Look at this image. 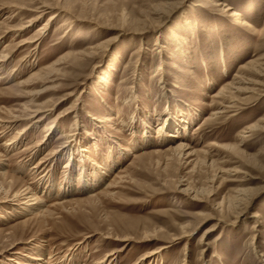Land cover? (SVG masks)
Listing matches in <instances>:
<instances>
[{"label": "rangeland", "instance_id": "374dc122", "mask_svg": "<svg viewBox=\"0 0 264 264\" xmlns=\"http://www.w3.org/2000/svg\"><path fill=\"white\" fill-rule=\"evenodd\" d=\"M0 57V264H264V0H0Z\"/></svg>", "mask_w": 264, "mask_h": 264}, {"label": "bare ground", "instance_id": "6f19581e", "mask_svg": "<svg viewBox=\"0 0 264 264\" xmlns=\"http://www.w3.org/2000/svg\"><path fill=\"white\" fill-rule=\"evenodd\" d=\"M216 6L217 7H223V8H227V10H226V12H228V13H230V15H232V16H235L236 14H234V13H232L231 14V7H229V9H228V5H226L225 3H223V2H218L217 4H216ZM40 8V7H39ZM41 12L40 13H42V14H48V10H53V9H59L60 10V12H62V13H68V11L66 12V10H64V9H62V8H60V7H51V5H43L41 8ZM59 14V13H58ZM55 16L56 15H54V16H52L51 17V20L52 19H54L55 18ZM72 17L73 16H70L69 18H71V19H69V18H67V20L65 21L66 23L64 24V25H62V26H66V24H68L69 22L70 23H72L73 22V19H72ZM72 20V21H71ZM49 26V23L48 24H46L43 28H41L39 31H38V33H37V35L33 38V40L31 41H26V43L24 44V45H27V44H30V45H33V44H38V43H40V41H41V39L43 38V34H44V31L47 29V27ZM252 28V27H251ZM178 37V34L175 32V31H173L172 33H171V38H172V40L173 39H176ZM29 45V46H30ZM34 47V46H33ZM102 47V45H99V46H97V47H95V48H91L90 49V52L88 53H81V55H83L84 57L85 56H91V55H94V54H96V52L98 51V49L99 48H101ZM162 48H166V47H162ZM6 60H7V58L6 57H0V67H1V65L3 64V63H5L6 62ZM9 60V59H8ZM264 65V57H262V58H260V59H258V60H256V61H254V62H252V63H249L246 67H244L243 68V70L244 71H250V72H255V71H258V68L259 67H261V66H263ZM256 69V70H255ZM38 76H41V74H34L32 77H38ZM109 78H110V76H109ZM101 81H104L105 82V80L104 79H101ZM242 81V80H241ZM234 86H235V84H233V85H230V86H228V87H226V88H224L223 90H222V92H220V94H217V95H219V96H217V97H223V96H225L226 94H231L230 93V90H237V88H234ZM225 97H227V96H225ZM233 99V98H232ZM43 106V105H42ZM50 110V109H49ZM49 110H47V109H45V108H43V107H40V108H37V109H35V110H30V111H28L29 113H27L28 115H25V116H23L22 118H21V116H15V115H12V119H16V120H22L24 117H28V121L31 123V124H33V125H37V124H39L40 122H42V118H39V116L41 115V114H43V113H48L49 112ZM51 112H52V110H51ZM221 112V111H220ZM216 114H222V113H216ZM48 115V114H47ZM218 116V115H217ZM39 118V119H38ZM170 117H167V119H166V122H168V124H169V122H170V119H169ZM208 119V118H207ZM13 122H15V120H13ZM12 122V123H13ZM0 123H2V124H4V125H9V123H11L10 121H4V120H0ZM11 128V127H10ZM162 129H164V128H162ZM179 132V131H178ZM25 133V131H23L21 134H24ZM177 133V131H174L173 132V134H170L169 135V137L170 138H177V135H175ZM3 135V134H2ZM179 143H181V142H179ZM190 150H191V148L189 147V145H187V144H185V143H181L179 146H177V147H175L174 149L172 148V150L171 151H178V152H180V153H182V154H184V156L187 154L188 156H189V154H188V152H190ZM193 154V153H192ZM186 155V156H187ZM2 166H4V165H2ZM2 176H3V178H4V180L3 181H5L6 183L5 184H8V186H6L4 183H0V193H2V192H5L6 194H9V192H12L16 187H17V185H18V183L20 182V180L19 179H17V178H15V177H13V176H10V175H8V173L7 172H4V173H2ZM7 181H8V183H7ZM8 187V188H7ZM7 189H8V191H7ZM263 190V189H262ZM248 194V191H246V190H244V191H239L238 192V194L236 195V197H233L231 200H230V202L232 203V201H234L235 203H237L238 205H245L246 207H247V205L250 203V202H252L253 201V199L254 198H256V196L258 195V191L257 192H255V191H253L252 193H251V195H247ZM11 199H13L14 201H16V202H19V204H22L24 207H26L24 210H26V211H29V210H32L33 208H37L38 209V207H40L41 206V202H40V198H38V197H36L32 192H31V189L30 188H25V189H23V190H21V191H19V192H15L14 193V197L13 198H11ZM13 200H10V201H6V202H10L11 204H13L12 202H13ZM18 204V203H17ZM18 204V205H19ZM232 204H234V203H232ZM229 205H230V203H229ZM238 205H234V206H238ZM36 210V209H35ZM233 210V209H232ZM237 210V209H236ZM235 213H237V212H235ZM242 213V212H241ZM244 214V213H243ZM239 216V215H238ZM256 217H259V216H256ZM207 232H211V230H209V231H207ZM193 233V231L191 232V231H189V232H184V234H183V237H182V239L183 238H185V237H189V236H191V234ZM34 260H36V261H34V262H32V263H30V264H45V262L44 261H42L43 259L42 258H37V259H34ZM42 261V262H41Z\"/></svg>", "mask_w": 264, "mask_h": 264}]
</instances>
